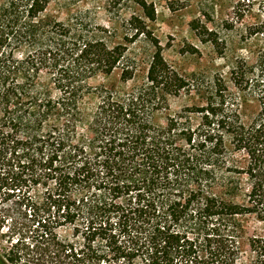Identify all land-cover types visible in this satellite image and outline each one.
Masks as SVG:
<instances>
[{
    "label": "trees",
    "instance_id": "16d2710c",
    "mask_svg": "<svg viewBox=\"0 0 264 264\" xmlns=\"http://www.w3.org/2000/svg\"><path fill=\"white\" fill-rule=\"evenodd\" d=\"M129 1L140 15L111 44L105 28L51 15L54 0H0V196L48 187L32 239L0 264H264V237L242 222L264 220V94L252 118L218 82L203 106L171 115L190 82L155 44L154 4ZM192 31L218 44L199 20ZM141 38L153 50L129 88ZM117 71L121 89L93 83ZM232 75L239 85L242 68Z\"/></svg>",
    "mask_w": 264,
    "mask_h": 264
},
{
    "label": "rangeland",
    "instance_id": "374dc122",
    "mask_svg": "<svg viewBox=\"0 0 264 264\" xmlns=\"http://www.w3.org/2000/svg\"><path fill=\"white\" fill-rule=\"evenodd\" d=\"M157 10V20L148 23L155 44L163 50L167 63L186 78L191 87L171 99V115H178L192 106H203L216 83L224 86L227 96L243 97L250 104L249 116L258 112L257 100L264 94V8L259 1L244 0H147ZM116 4V5H115ZM58 20L65 22L72 16H80L93 26L105 28L111 44L123 42L131 35L128 22L139 16V11L129 0H54L47 10ZM199 20L216 32L218 44L203 43L192 31V23ZM141 38L131 46V56H137L143 66L137 72L129 88L141 83L147 75V63L152 54L153 42ZM244 76L237 85L232 72L236 66ZM95 85L105 83L121 89L119 71L112 77L99 78ZM44 185L25 187L8 200L0 196V218L4 228L0 231V256L12 248L18 240L30 241L38 219L32 218L33 202L44 209L46 189ZM29 196V197H28ZM27 197L32 201L28 203ZM25 198V199H24ZM33 212V210H32ZM34 214V213H33ZM43 214V213H41ZM246 238L264 237V220L251 216L242 220ZM69 236L70 231L62 232ZM244 261L250 259L246 240H243Z\"/></svg>",
    "mask_w": 264,
    "mask_h": 264
}]
</instances>
